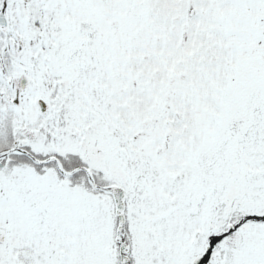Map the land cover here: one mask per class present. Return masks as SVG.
Returning a JSON list of instances; mask_svg holds the SVG:
<instances>
[{
  "label": "snow or ice",
  "instance_id": "6c2138e0",
  "mask_svg": "<svg viewBox=\"0 0 264 264\" xmlns=\"http://www.w3.org/2000/svg\"><path fill=\"white\" fill-rule=\"evenodd\" d=\"M0 264H264V0H0Z\"/></svg>",
  "mask_w": 264,
  "mask_h": 264
}]
</instances>
